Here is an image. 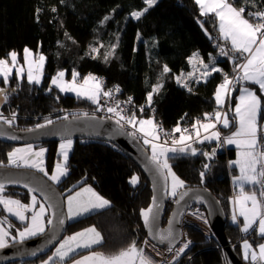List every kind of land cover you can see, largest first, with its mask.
Masks as SVG:
<instances>
[{
	"label": "trees",
	"instance_id": "obj_1",
	"mask_svg": "<svg viewBox=\"0 0 264 264\" xmlns=\"http://www.w3.org/2000/svg\"><path fill=\"white\" fill-rule=\"evenodd\" d=\"M233 3L236 6L245 4L244 0H233ZM146 7L144 0H0V58H8L11 51L21 54L25 47L39 51L45 57L40 84L29 83L24 77H9L5 83L0 77V88L4 89L0 114H15L12 126L20 129L36 126L45 119H61V114L67 109L93 107L94 103L89 99L49 87V79L57 71H64L67 77H71L73 72L79 73L77 80H81L94 67L101 70L108 83L120 87L122 94L119 95H131L134 103L143 107V112L137 116H152L166 130L193 124L197 119H204L205 113L219 109L215 90L223 82L225 74L229 75L243 58L220 37L216 17L212 14L202 16L195 0H157L131 24V13L143 11ZM245 7L258 11L264 8V0H252ZM131 37L137 48L126 59ZM221 48L227 55L221 54ZM94 49L96 54H92ZM194 53L209 65V70L214 66L221 71L190 80L186 82L187 88L177 83L172 70L163 72L164 65L189 72V58ZM157 84L163 87L153 94L149 106L147 95ZM256 91L262 101V113L264 94L257 87ZM237 93L236 85L225 102V109L228 102L230 108L233 107ZM233 116L232 111H228V117L232 119ZM219 128L223 135L234 130V127L221 125ZM56 144V141L37 144L46 148L44 159L49 171L59 158ZM12 145L0 141V162L6 161ZM192 147L197 149L196 155L190 151L170 153L169 164L185 182L184 187L202 185L219 200L226 219L224 232L238 254L242 239L248 238L256 246L264 237L257 235L254 228L243 233L240 223L230 221L229 172L233 175L234 167L230 166L228 171L226 160L234 158L235 149H223L217 141L194 142ZM213 149L215 155L211 158L202 155L203 152L211 153ZM205 164L209 165L207 169ZM67 168V175L55 184L63 195L89 184L111 203L68 221L66 233L92 225L101 233L103 240L72 254L63 263L86 251L96 250L111 255L133 241L141 243L146 234L140 211L149 204L151 192L137 165L109 142L73 139ZM202 171L205 173L203 179L200 176ZM134 176L138 177L136 184L130 183ZM4 192L25 203L29 201V192L20 188L6 187ZM169 209L167 204L166 214ZM202 212L205 213L204 210ZM0 213H4L2 208ZM187 234L188 249L173 264H220L223 249L217 239L192 227L188 228ZM41 257L43 255L31 262ZM19 263L21 261L8 264Z\"/></svg>",
	"mask_w": 264,
	"mask_h": 264
},
{
	"label": "snow or ice",
	"instance_id": "obj_2",
	"mask_svg": "<svg viewBox=\"0 0 264 264\" xmlns=\"http://www.w3.org/2000/svg\"><path fill=\"white\" fill-rule=\"evenodd\" d=\"M157 0H144L147 5L143 11L132 12L131 15L139 19L144 12L148 11L156 4ZM252 0H244L245 4L251 3ZM195 3L199 6L200 14L202 16H208L212 14L218 20V28L221 38L230 42L231 49L234 53H238L243 58L242 63L235 65L234 71L238 74L229 78L225 74L223 82L217 87L214 96L215 102L218 106L222 107L225 103V98L235 89L236 83L250 82L253 85L259 87V91L264 94V8L259 11H249L245 15L246 8H237L234 6L233 0H195ZM255 7L254 3L252 4ZM55 10V9H53ZM107 19V17L105 18ZM203 26V25H201ZM115 46H113L114 48ZM94 51H97L94 49ZM24 63L27 65V80L29 83H40V77L45 62L43 55L34 56L33 52L25 48ZM221 54L227 55L224 49L221 48ZM193 60H199L198 53H194L189 62ZM199 63L206 70L202 75L204 77L211 74V72H219L221 69L212 67L209 70V65L205 64L203 60H199ZM18 54L12 51L8 54V58H0V77H3L4 82H8V78L11 75L13 68L16 69V75L18 78H22L25 73V67L19 66ZM171 70L164 66L163 72L168 73ZM191 73L188 74L191 77ZM65 72L60 71L55 77L52 78V85H55L61 92H74L77 97H84L91 100L93 103L99 104L100 95L105 97L112 95L111 91H103L102 82L95 76L89 74L84 77L83 83H77V77L79 73L73 72L71 81L64 80ZM177 83L183 87H188L183 82L182 76L176 77ZM163 87L162 84L153 86L152 91L148 94L147 100L149 106L151 105L153 94L158 93ZM51 90V89H50ZM191 89H189L190 91ZM115 91L119 92L117 87ZM4 94V89H0V95ZM6 98V97H5ZM131 102V97H129ZM119 104L116 107H109L107 111L109 113H115L120 121H124L130 125L136 131L143 134V143L149 145L151 148V156L149 163L155 169L164 181V189L166 194L176 197L178 190L184 188L185 182L176 175L172 170L171 165L168 163L169 153H187L191 152L192 155H196L197 149L192 147V142L203 143L204 141L215 140L218 142V146L235 145L237 149V159L230 161V166H236L239 170V175L233 177V182L239 187V193L233 198L234 210L232 214V222L239 224L238 217L243 218V224L240 230L244 233H248L255 226V230L261 237H264V125L259 123V117L262 110V101L256 91L241 86L240 95L237 97V103L234 109L233 118L230 120L227 113L219 110L214 113H205L204 120L197 119L192 125V131L187 128H181L177 125L168 133L163 130L154 118L138 119L135 113L130 116L122 115V110L118 111ZM143 107L140 111L143 112ZM87 116V113H84ZM15 119L13 114L12 119L4 118L0 115V120H3L6 124H11ZM67 119V117H64ZM206 121V122H205ZM214 121V122H213ZM53 121L48 119L45 124H38L37 128H44L47 125H51ZM217 124H222L224 128L234 127V131L230 135L224 136L219 130H216ZM122 126V125H121ZM138 126V127H137ZM201 130H203V137L201 138ZM163 132L165 137L172 136L171 146H168L167 139L163 143L160 141V133ZM180 133L177 138L174 134ZM0 135H3L0 132ZM135 135V133H132ZM150 137V139H149ZM10 139H17L15 136L9 137ZM72 147V140L70 138L62 137L60 144V151L58 155L62 156L63 161L57 162L54 172L49 176L46 169L43 167V157L46 149L40 148L38 151H34L32 145H27L24 148H15L10 151L8 156V166L33 168L40 172L54 182H59L62 176L67 175V161L68 152ZM202 155L211 158L215 155V149L211 153L203 152ZM3 162H0V167H4ZM209 165L205 164L204 168L207 169ZM205 173H200L201 179H203ZM170 181V185H169ZM138 177H132L130 183L136 184ZM6 183H21L17 179H0V205H3L5 211L11 213L17 217L20 221L30 220L22 231H19V242H23L26 238L36 236L45 232V215L48 210H51L50 218L46 223L53 226V232L64 223V214L60 211L59 205L56 202L54 196L47 194L44 189L38 187H31L25 183L24 186L28 188L29 192L39 191L44 196L47 205L44 203L39 204L38 211L35 210L38 204L35 195L31 197V204H22L19 200L6 198L3 193ZM250 185L255 190L246 191L245 186ZM256 186H259L258 188ZM187 192L179 193V199L176 201L179 203L183 200ZM68 203V218H73L81 213L88 212L92 209L105 208L110 205V201L95 192L90 186L82 188L81 191L76 192L75 195H70L67 198ZM157 197H153L152 205L146 209H141L140 215L143 219L145 227L149 229V234L153 235V228L155 225L156 214L158 212ZM154 209L157 212H154ZM32 212L31 217H26V212ZM207 222V221H205ZM3 223V221H0ZM171 224V221H170ZM9 232L0 227V249H4L8 246ZM161 242L172 238V232L169 230L166 234L160 233L158 237ZM12 240H16V237H12ZM103 240L101 233L96 230L95 227L85 229L82 232L75 233L74 235L66 237L59 246L56 248L52 256H49L47 260L43 261V264H50L54 257H58V264H63L66 257L76 252L79 248H91L93 245L100 244ZM147 243V241L145 242ZM188 247V243H185L183 247L179 249L180 253ZM258 251L253 248V245L244 240L242 244V254L245 260L250 261V264H264V243L257 246ZM171 251V248H169ZM36 253L33 252L32 255ZM73 264H154L153 260L147 256L143 248L138 247L135 241L130 243L128 247L121 249L118 253L105 255L100 252H91L89 255L82 256L80 259L75 260Z\"/></svg>",
	"mask_w": 264,
	"mask_h": 264
},
{
	"label": "water",
	"instance_id": "obj_3",
	"mask_svg": "<svg viewBox=\"0 0 264 264\" xmlns=\"http://www.w3.org/2000/svg\"><path fill=\"white\" fill-rule=\"evenodd\" d=\"M3 98L4 94L0 95V105L3 102ZM0 132L3 133V135H0V141L13 145L49 141L57 142L62 140V137L70 139H97L115 145L137 165L149 183L151 196L150 202L146 208L152 205L153 197H157V204L159 207L158 212L154 209V212H157V214L153 228V235L149 234V229L145 227L141 217L146 239L148 241L163 249L174 247L180 240L182 219L186 211L191 206L201 207L206 213L207 221L211 230L220 245L223 247L227 264H246L241 260L231 240L224 232V224L226 220L225 215L219 200L211 193V191L202 185L187 186L180 189L178 195L170 200L164 189L163 178L155 172V169L149 163L151 155L147 148L142 144L138 137L130 134L124 126H121V124H117V121L97 114H88L87 116L79 114L68 116L67 119L61 118L54 120L51 125H47L44 128L32 126L22 129H17L12 125L0 121ZM11 136H15L17 139H10L9 137ZM9 178L20 180L21 183H6L5 188L17 187L29 192L28 188L24 186L25 183L29 184L31 187L42 188L47 194L55 197L60 211L64 214V223L60 225L55 232H53V226L47 224L44 233L31 239L24 240L22 243L19 241L8 243L6 248L0 249V264H8L18 260L31 262L39 256L48 253L60 241L63 235L66 234L68 219L64 208L63 194L49 179L41 175L39 172L29 168L9 166L0 167V179ZM185 191L187 192V195L184 196L183 200H180L179 203H177L176 201L179 199V193ZM29 195L30 198L28 205L31 204V197L33 195L36 196L37 201L39 199L43 200L47 205L41 192H29ZM167 204L170 205V209L166 214ZM2 209L12 222L18 224L27 223V220L22 222L11 213L5 211L4 208ZM31 213V211L26 212L25 216L28 217ZM50 214L51 210H48L49 218ZM165 215L167 216L163 224V218ZM169 230L172 232V238L161 242L158 238L159 234H166ZM136 244L141 248L143 246L137 241ZM33 252L36 254L32 255ZM91 252L100 251H86L65 264H73L75 260L80 259L82 256L89 255Z\"/></svg>",
	"mask_w": 264,
	"mask_h": 264
},
{
	"label": "rangeland",
	"instance_id": "obj_4",
	"mask_svg": "<svg viewBox=\"0 0 264 264\" xmlns=\"http://www.w3.org/2000/svg\"><path fill=\"white\" fill-rule=\"evenodd\" d=\"M199 7V6H198ZM200 10V9H199ZM133 19H134V17L132 16L131 17V19H130V21L129 22H131V24L133 23ZM133 41H134V39L131 37L130 38V42H129V47H128V53H127V56H126V59H129V57H130V53H131V51H133L134 49H136L137 48V46L136 45H134V43H133ZM26 48V47H25ZM24 48V49H25ZM23 49V50H24ZM29 49V48H28ZM31 50V49H30ZM32 52H33V54H34V56H39V55H43V53H41V52H39V51H33V50H31ZM12 52V51H11ZM17 53V52H16ZM96 54L97 53V51H93V53L92 54ZM18 54V53H17ZM23 56H24V52H22L21 54H18V64H17V67H19V66H24L25 67V73H24V75H23V77L24 78H26L27 79V65H25V63H24V59H23ZM44 56V55H43ZM243 62V61H242ZM241 62V63H242ZM176 65V64H175ZM190 66H191V68H190V70H189V72H187V73H185V72H182V71H180V69H179V67H176V66H174V68L172 69L173 70V73H174V75H175V78L177 77V76H182V79H183V82L184 83H186V82H188V81H190V80H193V79H201L202 77H203V72H204V68H203V66L199 63V60H193L192 61V63H190ZM44 67V66H43ZM169 69H171V67L170 66H167ZM234 71V69L232 70V72ZM58 72H60V71H57L54 75H52V77L49 79V87H53V88H55L56 90H58V91H60V89L58 88V87H56L55 85H52V83H51V81H52V78L53 77H55L56 75H57V73ZM64 72V71H63ZM189 73H191L192 75H191V77H189L188 76V74ZM89 74H91V75H93V76H95V77H98V76H100V75H103L104 76V74L101 72V70L98 68V67H94L92 70H90V72L85 76V77H87ZM202 75V76H201ZM9 77H16V78H18L17 77V75H16V69L15 68H13V71H12V73H11V75L9 76ZM20 79V78H19ZM42 79H43V70H42V75H41V77H40V83L42 82ZM71 79H72V75H71V77H67L66 76V74H65V76H64V80L65 81H71ZM84 79V78H83ZM83 79H81V80H77V83L78 84H82L83 83ZM105 79H106V77H105ZM107 81V80H106ZM40 83H38V84H40ZM108 85H112V84H110V83H108ZM237 86H238V93H237V96H236V100H235V102H234V104H233V107L232 108H230V104H229V102L227 103V107H226V109H225V107H224V105L222 106V108L219 110V111H221V112H225V113H227V115H228V111H232L231 109H234V107H235V104L237 103V97L240 95V88H241V86H245V87H248V88H251V89H253V90H255L256 91V87L258 88V90H259V87L257 86V85H253V84H251L250 82H243L242 84L241 83H238L237 84ZM106 89H107V87L105 86L104 88H103V91H106ZM61 92V91H60ZM62 93H64V94H70V95H75V96H77L76 95V93H74V92H62ZM256 93H257V91H256ZM257 95H258V93H257ZM230 96H231V92H230V94H229V98H230ZM259 96V95H258ZM228 98V99H229ZM147 103H148V100H147ZM225 104V103H224ZM95 107V103H94V105H93V107H90V108H86V109H91V108H94ZM228 108V109H227ZM77 113V112H76ZM232 113L234 114V112L232 111ZM77 114H80V113H77ZM77 114H75L74 112L73 113H67V112H63V114H61L62 115V118H64V116L66 117V116H75V115H77ZM0 115H2V114H0ZM4 118H7V119H12V116L13 115H9V116H6V115H2ZM137 118L138 119H149V118H153L152 116H137ZM230 119V118H229ZM231 120V119H230ZM0 121H2L3 122V120H0ZM46 119L45 120H43L42 122H40L39 124H45L46 123ZM201 121H203V120H201ZM206 122V121H205ZM214 122V121H213ZM13 123V122H12ZM12 123L10 124V125H12ZM122 126H125V124H121ZM193 125V124H192ZM218 125L219 124H217V126H216V130H219L220 132H221V130H220V128L218 127ZM222 127H223V125L222 124H220ZM262 125H264V122H262ZM37 126V125H36ZM138 127V126H137ZM20 129H22V128H20ZM136 130V129H135ZM235 130V129H234ZM233 130V131H234ZM138 132V131H137ZM232 132V131H231ZM231 132L229 133V134H225V135H223L222 134V132H221V134H222V138L224 137V136H228V135H230L231 134ZM140 133V132H139ZM140 134H142V133H140ZM143 135V134H142ZM203 135H205V133H201V138L203 137ZM149 139H150V137H149ZM72 140V145H73V139H71ZM212 141H215V140H212ZM61 142H62V140H59V141H57V144H56V153L58 154L59 153V151H60V144H61ZM141 142H142V144L144 145V146H146L147 148H148V151H149V153H150V155H151V148H150V146L149 145H145L144 143H143V136H141ZM158 143H159V141H157ZM38 143H27V144H14V145H12L11 146V148L9 149V151H8V153L10 152V151H12L13 149H15V148H24V147H26L27 145H32V147H33V150L34 151H38L40 148H43V149H46L44 146H41V145H37ZM230 147H235V145H229ZM72 148V147H71ZM236 148V147H235ZM71 150V149H70ZM70 150H69V152H70ZM46 152V151H45ZM69 152H68V155H69ZM7 153V154H8ZM170 154V153H169ZM168 154V155H169ZM44 157H45V153H44ZM44 157H43V161H44V163H43V167L46 169V171L48 172V174H49V176L54 172V170H55V166H56V164H57V162L59 161V162H62L63 161V158H62V156H60L59 155V158L58 159H56V161L54 162V165H53V167L51 168V170L49 171V169L46 167V165H45V159H44ZM235 159H237V149H236V155L234 156V158H232V159H230V161H233V160H235ZM169 163V162H168ZM5 166H8V156H7V159H6V161L3 163ZM9 167H15V166H9ZM22 168H25V167H23V166H21ZM20 167V168H21ZM29 169H32V170H35V171H37V172H39L41 175H43V176H45L47 179H49L48 178V176H46V175H44V173L43 172H40V171H38V170H36V169H33V168H29ZM172 170H173V168H172ZM174 171V170H173ZM237 174H234V175H232L233 177L234 176H237V175H239V170H238V167H237ZM175 172V171H174ZM176 173V172H175ZM177 175V174H176ZM178 176V175H177ZM64 176H62L61 177V179L63 178ZM233 177H232V181H233ZM60 179V180H61ZM50 180V179H49ZM59 180V181H60ZM52 183H54V184H56V183H58V182H54V181H52V180H50ZM169 185H170V181H169ZM91 187L93 190H94V188L91 186V185H89V184H83V185H81V186H79V187H77V188H75L74 190H72L71 192H69V193H66L65 195H63V199H64V208H65V212H66V215H67V219H68V221L69 220H72V219H75L76 217H80V216H83V215H85V214H87V213H90V212H93V211H96V210H99V209H92V210H90V211H88V212H84V213H81L80 215H77V216H75V217H73V218H68V203H67V198L70 196V195H75V193L76 192H79V191H81V189L82 188H85V187ZM180 190V189H179ZM178 190V191H179ZM95 192H97L96 190H94ZM246 191H253V190H246ZM98 193V192H97ZM238 193H239V187L237 186V188L235 187V190H233V194L231 195V198H230V201H231V206H230V211H231V214H233V210H234V204H233V198L236 196V195H238ZM99 194V193H98ZM3 195L6 197V198H11V199H14V200H19V199H17V198H15V197H12V196H10L8 193H3ZM100 195V194H99ZM103 197V196H102ZM30 198V197H29ZM168 198L169 199H173L174 197H172V196H170V195H168ZM106 199V198H105ZM20 201V200H19ZM21 202V201H20ZM40 203H44V201L43 200H40L39 199V203H38V205H37V207H36V209L35 210H37L38 211V209H39V204ZM45 204V203H44ZM45 206H46V204H45ZM0 208H3V205H0ZM100 209H102V208H100ZM203 210L201 209V208H195V207H192L191 208V210L189 211V213H186L185 214V217H184V221H182L183 222V225L181 226L182 228H181V230H182V234H184V238L185 239H187L188 238V228L189 227H192V228H195V229H197V230H201V231H203L204 233H205V235H211V236H213L214 237V235H213V233H212V230H211V228H210V226H209V224H208V221H207V217H206V214L205 213H203L202 212ZM31 215H32V213L31 214H29L28 215V217L30 218L31 217ZM49 218V215H48V212H46V215H45V230H46V228H47V223H46V221H47V219ZM241 218V226H240V228L242 227V224H243V218L242 217H240ZM0 221H3V223H0V227H2V228H4L6 231H8L9 232V237H8V243H11L12 241H14V240H12V237H16V240L15 241H19V236H18V233H19V231H22L23 229H24V227H25V225L27 224V223H29L30 222V220H27V223L26 224H20L21 226H15L13 223H12V221L5 215V213H3V214H1L0 213ZM205 221H207V222H205ZM230 221H232V216H230ZM91 227H94V226H88V227H85V228H83V229H81V230H77V231H74V232H69V233H66V234H64L63 235V237L60 239V241L53 247V249H51L48 253H46L45 255H43V257H41V258H39L37 261H35V262H27V261H22V260H18V261H21V263H19V264H43V261H45V260H47L48 259V257L49 256H52L53 255V253L55 252V250H56V248L59 246V243L60 242H62L66 237H68V236H71V235H74L75 233H78V232H82V231H84L85 229H88V228H91ZM254 229H255V226H254ZM97 230V229H96ZM98 231V230H97ZM99 232V231H98ZM242 232V231H241ZM255 232H256V234L257 235H259L258 234V232L255 230ZM244 233V232H243ZM38 235H40V234H38ZM38 235H36V236H38ZM36 236H33V237H36ZM260 236V235H259ZM33 237H29V238H26L25 240H28V239H31V238H33ZM215 238V237H214ZM246 240H248L251 244H252V242L248 239V238H245ZM245 239H242V240H240V248H239V256H240V258L246 263V264H248L250 261H248V260H245L244 258H243V254H242V244H243V241L245 240ZM147 241V243H145ZM179 241H182V238L179 240ZM261 243H264V238H262L261 240H260V242L256 245V246H253V248L254 249H256L257 251H258V248H257V246L259 245V244H261ZM141 244L143 245V247L142 248H144L143 249V251H144V253L147 255V256H149L152 260H153V262H154V264H166L167 262L169 263L170 262V260L171 259H173V257L174 256H177L178 254L179 255H181L182 253H180L179 252V245H176V246H174V247H172L171 248V251H169V248L168 249H163V248H159V247H157V246H155L154 244H152L150 241H148L147 239H146V237L142 240V242H141ZM182 244V243H181ZM97 245V244H96ZM93 246H95V245H93ZM84 249H88V248H79V249H77L76 250V252H78L79 250H84ZM188 249V248H187ZM186 249V250H187ZM185 250V251H186ZM96 251V250H95ZM76 252H74V253H76ZM74 253H72V254H74ZM72 254H70L68 257H66L65 258V260L67 259V258H69ZM58 261H59V258L58 257H54L53 258V261H51L50 262V264H58ZM63 264H65V263H63Z\"/></svg>",
	"mask_w": 264,
	"mask_h": 264
},
{
	"label": "built area",
	"instance_id": "obj_5",
	"mask_svg": "<svg viewBox=\"0 0 264 264\" xmlns=\"http://www.w3.org/2000/svg\"><path fill=\"white\" fill-rule=\"evenodd\" d=\"M241 7H245V5H241ZM249 11H251V10H248L247 12H249ZM237 74L238 73L236 71H233V72H231V75L229 76V78L231 79V78L235 77ZM97 78L102 82V88H104L106 86L107 87L106 91H111L112 95L109 96V97H105L103 94H101L100 98H99V104L95 103V107L94 108H91V109H80V110H75L74 109V111H75L74 113L77 112V113H80V114H84V113L97 114L99 116L108 117V118H111V119L117 121L119 119V117L115 113H109L107 111V108L116 107V105L119 104V108L117 110L118 111L122 110V115H124V116H130V115H132V113H135L136 116H137V114H139L141 112L140 109H141L142 106L141 105H136L134 103L131 95H127L125 97H122L121 95H119L121 89H120V87L118 85H116V84L108 85V82L106 81L105 76H103V75H100ZM117 87L119 88V92L115 91V89ZM129 97H131V102H129ZM209 113H213V112L211 111ZM262 122H264V119H262ZM262 122H261V124H262ZM120 124H125L124 127L128 130V132L130 134L135 133L134 136L141 137V135L134 128L126 126L127 124L124 121H120ZM183 128L189 129L190 132L192 131V127L190 125H184L182 127V129ZM163 130L168 132V133H171V130L169 131V130H166L165 128H163ZM174 135L176 137H178L179 133H175ZM160 137H161V139H160L159 143H163L164 140L167 139L168 146H171V139H172L171 135H169L168 137H165L163 132H161L160 133ZM222 147H223V149H226L225 146H222ZM258 187L259 186H257V188ZM181 237H182V243H186L187 239L184 238V234H182ZM220 264H227L226 259H225V254H224L223 250H222Z\"/></svg>",
	"mask_w": 264,
	"mask_h": 264
},
{
	"label": "bare ground",
	"instance_id": "obj_6",
	"mask_svg": "<svg viewBox=\"0 0 264 264\" xmlns=\"http://www.w3.org/2000/svg\"><path fill=\"white\" fill-rule=\"evenodd\" d=\"M241 5H245V4H241ZM241 5H239L238 8H240ZM248 10H251V9H247V8H246L245 15H247V11H248ZM251 11H253V10H251ZM242 61H243V59H242ZM242 61H241V62H242ZM241 62H240V63H241ZM231 72H232V71H231ZM230 75H231V73H230L228 76H230ZM237 84H238V83H236V85H237ZM236 85H235V86H236ZM121 92H122V91H120V94H122ZM228 96H229V95H228ZM228 96L226 97V100H227ZM225 102H226V101H225ZM146 105H147V104H146ZM224 105H225V104H224ZM145 107H146V106H145ZM221 108H222V107H220V108L217 109V110H220ZM217 110H216V111H217ZM65 112H67V113H73V112H75V111H74L73 109H67V110H65ZM212 112L214 113L215 111H212ZM208 113H209V112H208ZM75 114H77V113H75ZM77 115H79V114H77ZM262 119H264V111L260 114V117H259V123H260V121H261ZM115 121H116V120H115ZM189 125L192 127V124H189ZM219 125H220V124H219ZM219 125H218V127H219ZM126 126L131 127V126L128 125V124H127ZM182 127H183V126H182ZM182 127H181V128H182ZM131 128H132V127H131ZM138 133H139V132H138ZM139 134H140V133H139ZM140 135L143 136L142 134H140ZM138 138H139L140 141H141V137H138ZM192 143H194V142H192ZM224 146L227 147L226 145H224ZM145 147H146V146H145ZM147 150H148V149H147ZM229 162H230V161L226 160V165H227L228 171H229V167H230ZM231 178H232V173L229 172V179H230V186H231V195H232V194H233V190H235V186L232 185ZM256 187H257V186H256ZM230 198H231V197H230ZM168 205H169V204H168ZM191 208H192V206L186 211V213H189V211L191 210ZM195 208H196V209H197V208L199 209V208H201V207H196V206H195ZM204 212H205V211H204ZM186 213H185V214H186ZM205 214H206V213H205ZM184 217H185V215H184ZM184 217H183L182 221H184ZM69 221H70V220H69ZM182 225H183V222H182ZM212 233H213V231H212ZM213 235H214V233H213ZM181 236H182V230H181ZM214 237H215V239H217L215 235H214ZM181 238H182V237H180V239H181ZM217 241H218V240H217ZM181 243H182V241H178V243L176 244V245H179V249H180L181 247H183V245L185 244V243H182V244H181ZM186 243H188V246H189V239H188V238H187V242H186ZM218 243H219V242H218ZM232 244H233V243H232ZM176 245H175V246H176ZM233 245H234V244H233ZM142 247H143V246H142ZM187 248H188V247H187ZM187 248H186V249H187ZM222 248H223V247H222ZM143 249H144V248H143ZM186 249H185V250H186ZM185 250H184V251H185ZM179 258H180V255L178 254L177 256H174L173 259H171L169 263L167 262L166 264H173V263L176 262ZM241 260H242V259H241ZM242 261H243V260H242ZM243 262H244V261H243ZM244 263H245V262H244ZM248 264H250V262H249Z\"/></svg>",
	"mask_w": 264,
	"mask_h": 264
},
{
	"label": "crops",
	"instance_id": "obj_7",
	"mask_svg": "<svg viewBox=\"0 0 264 264\" xmlns=\"http://www.w3.org/2000/svg\"><path fill=\"white\" fill-rule=\"evenodd\" d=\"M234 6L238 8V6H236V5H234ZM217 23H218V20H217ZM218 29H219V28H218ZM219 35H220V33H219ZM220 37H221V36H220ZM228 44H229V46L231 47L230 42H228ZM190 58H191V57H190ZM164 66H165V65H164ZM167 66H168V65H167ZM170 70H172V69H170ZM172 71H173V70H172ZM205 71H206V70H204V72H205ZM204 72H203V73H204ZM201 76H202V75H201ZM203 77H204V76H203ZM203 77H202V78H203ZM202 78H201V79H202ZM152 88H153V87H152ZM216 89H217V88H216ZM215 91H216V90H215ZM147 97H148V95H147ZM214 97H215V96H214ZM225 101H226V98H225ZM201 120H204V119H201ZM175 127H176V126H175ZM175 127H174V128H175ZM202 132H203V130H201V133H202ZM179 135H180V133H179ZM179 135H178V137H179ZM178 137H177V138H178ZM226 146H227V147H230L229 145H226ZM233 148L235 149V155H236V148H235V147H233ZM232 167H234V174H237V172H238V171H237V167H236V166H232ZM234 174H233V175H234ZM237 176H238V175H237ZM232 177H233V176H232ZM231 181H232V178H231ZM232 185L235 186V187L237 188V185L234 184L233 181H232ZM245 190H255V189H254L252 186H250V185H246V186H245ZM76 218H77V217H76ZM76 218H75V219H76ZM238 219L240 220V226H241V218L238 217ZM72 220H74V219H72ZM72 220H70V221H72ZM12 242H15V241H12ZM79 251H80V250H79Z\"/></svg>",
	"mask_w": 264,
	"mask_h": 264
},
{
	"label": "flooded vegetation",
	"instance_id": "obj_8",
	"mask_svg": "<svg viewBox=\"0 0 264 264\" xmlns=\"http://www.w3.org/2000/svg\"><path fill=\"white\" fill-rule=\"evenodd\" d=\"M20 200V199H19ZM170 200H172V199H170ZM21 201V200H20ZM21 203L22 204H26V205H28V203H25V202H23V201H21ZM38 203H39V200H38Z\"/></svg>",
	"mask_w": 264,
	"mask_h": 264
}]
</instances>
